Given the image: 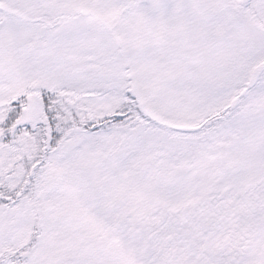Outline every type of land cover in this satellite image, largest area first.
Wrapping results in <instances>:
<instances>
[{
	"label": "snow or ice",
	"instance_id": "snow-or-ice-1",
	"mask_svg": "<svg viewBox=\"0 0 264 264\" xmlns=\"http://www.w3.org/2000/svg\"><path fill=\"white\" fill-rule=\"evenodd\" d=\"M0 264H264V0H0Z\"/></svg>",
	"mask_w": 264,
	"mask_h": 264
}]
</instances>
